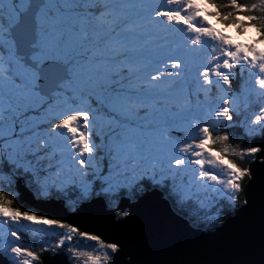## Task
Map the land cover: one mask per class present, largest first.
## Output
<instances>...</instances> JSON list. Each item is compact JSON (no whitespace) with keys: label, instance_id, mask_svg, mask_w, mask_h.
Listing matches in <instances>:
<instances>
[{"label":"snow or ice","instance_id":"1","mask_svg":"<svg viewBox=\"0 0 264 264\" xmlns=\"http://www.w3.org/2000/svg\"><path fill=\"white\" fill-rule=\"evenodd\" d=\"M0 264H264V0H0Z\"/></svg>","mask_w":264,"mask_h":264},{"label":"water","instance_id":"2","mask_svg":"<svg viewBox=\"0 0 264 264\" xmlns=\"http://www.w3.org/2000/svg\"><path fill=\"white\" fill-rule=\"evenodd\" d=\"M25 200L27 203L37 209H40L44 211L45 213H57L58 212V206L55 203H46L42 201H36L31 199V195L29 193L24 194ZM82 251H88L91 250V248H81Z\"/></svg>","mask_w":264,"mask_h":264},{"label":"trees","instance_id":"3","mask_svg":"<svg viewBox=\"0 0 264 264\" xmlns=\"http://www.w3.org/2000/svg\"><path fill=\"white\" fill-rule=\"evenodd\" d=\"M28 205H29V204H28ZM29 207L38 210V214H44V213H45L44 211H42V210H40V209H37V208H35V207L31 206V205H29Z\"/></svg>","mask_w":264,"mask_h":264},{"label":"rangeland","instance_id":"4","mask_svg":"<svg viewBox=\"0 0 264 264\" xmlns=\"http://www.w3.org/2000/svg\"><path fill=\"white\" fill-rule=\"evenodd\" d=\"M84 248H87V247H84Z\"/></svg>","mask_w":264,"mask_h":264}]
</instances>
